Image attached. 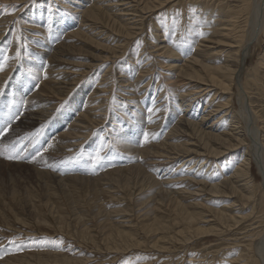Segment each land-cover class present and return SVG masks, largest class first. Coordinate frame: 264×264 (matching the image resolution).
Masks as SVG:
<instances>
[{
    "label": "rangeland",
    "instance_id": "obj_1",
    "mask_svg": "<svg viewBox=\"0 0 264 264\" xmlns=\"http://www.w3.org/2000/svg\"><path fill=\"white\" fill-rule=\"evenodd\" d=\"M158 1L155 6L160 12L146 13L147 2L143 0H0V31H5L0 40V264H249L244 259L251 240L246 234L248 228H257V223L254 226L251 222L243 223L224 235L189 242L185 238L173 239L178 235L176 232L182 231L180 226L165 235L146 232L145 225L155 217L163 216L170 221L176 215L172 209L174 202L195 204L196 198L184 193L187 186L200 190V185H213V177L225 179L232 174L221 172L220 168L216 172L219 159L205 150L187 120L199 123L203 115H208L204 128L211 127L215 134H227L234 111L240 110L238 96L234 95L236 89L221 96L218 89L210 86L180 83L175 77L177 73L174 74L176 69L169 71L165 66L172 61L160 57L163 47L171 48L174 44L172 53L179 58L175 59L176 64L188 65L185 61L195 54L198 45L202 46L199 39L191 43L190 35L196 30L202 37L205 32H213L211 27H216L219 15L223 17L225 13L219 12L225 11L224 3ZM227 2V8L231 9L241 4L239 0H230L231 5ZM97 3L105 14L108 12L110 21L108 18L94 23L84 19L83 11ZM173 5L179 10L178 16ZM199 15L206 16L201 19ZM166 21L174 23L167 32ZM127 24L137 26L136 35L127 37L117 32L118 26ZM79 29L81 34L74 36ZM102 44L110 50L103 49ZM227 44L206 43L213 50H202L197 58L203 62L217 58L215 63L221 64L228 52L238 49L231 46V51ZM252 52L245 74L248 76L250 69L258 68V78L264 86V68L258 67L264 55V34ZM233 62L236 63L235 57L232 61L235 65ZM248 87L250 106L261 119L258 128L264 144V90L251 82ZM228 97L232 98V104L225 110L221 107ZM13 120L15 124L27 120L35 123L11 126ZM176 126H184L187 133L170 134ZM133 130L135 133H129ZM124 142L131 146L126 147ZM176 144L190 147V154L186 156L184 149L177 151L171 147ZM247 146L239 157L248 154ZM212 147L221 148L215 143ZM97 154L103 157L99 162ZM253 169L255 183L260 186L263 180L256 165ZM152 180L155 183L148 185ZM211 199L219 204L224 201V205L229 202L225 198ZM208 223L205 225L211 227L214 222ZM119 231L129 232L131 242L137 245L122 242ZM238 255L244 258L239 259Z\"/></svg>",
    "mask_w": 264,
    "mask_h": 264
},
{
    "label": "bare ground",
    "instance_id": "obj_2",
    "mask_svg": "<svg viewBox=\"0 0 264 264\" xmlns=\"http://www.w3.org/2000/svg\"><path fill=\"white\" fill-rule=\"evenodd\" d=\"M14 1H20V0H14ZM112 1V0H111ZM142 1V0H141ZM144 2H147V4H145V8L144 10H148L146 13H148L149 11H152L154 13V11H159L160 9H158L155 5H157V2H155L154 0H143ZM156 3H154V2ZM158 1V0H157ZM160 1V0H159ZM158 1V3H160ZM164 1V0H162ZM175 1V0H174ZM180 2V0H178ZM186 2L188 0H185ZM185 1L183 0V4L185 3ZM190 1V0H189ZM198 1V0H197ZM208 1V0H206ZM212 1V0H210ZM210 1L208 3H210ZM221 2L224 3L225 7L226 6V2L230 1V0H219ZM232 1V0H231ZM235 1V0H234ZM238 1V0H237ZM98 2V1H97ZM104 2V1H103ZM115 2V1H114ZM172 2V1H170ZM182 2V1H181ZM199 2V1H198ZM204 2V1H202ZM217 2V0L215 1ZM214 2V3H215ZM220 2V3H221ZM227 2V4H228ZM105 3V2H104ZM109 3V2H108ZM137 3V2H136ZM140 3V2H138ZM165 3V1L163 2ZM168 3V1H167ZM166 3V4H167ZM174 3V2H172ZM191 3V2H190ZM201 3V1L199 2ZM205 3V2H204ZM222 3V4H223ZM231 5L232 3L229 2ZM239 3H241L240 5L234 4L233 6L236 7V9L231 7L229 8H225V11H219L220 13H224L223 17L221 16V14L219 15V17L221 19L220 22H218L216 25V27H211V29L213 28V32H205V36L202 37V35L196 31H194V33L192 35H190L189 40H191V43H195L192 40L194 39H199V43L202 44L197 46V51H195V54L193 56H191L188 60H186L185 62H187L188 65H180L176 64L177 61L175 59L178 58V55L174 52L173 46H171V48L169 46H165L163 47L162 51L164 53H162L160 55L161 56H165L167 58H169L172 62L168 65H165L167 67V70L172 71V69H176L174 74L177 73L175 75L176 78H178V81L180 83L185 84V81L187 84H191V85H200V86H210L211 88H216L218 89L217 93H221L220 95H228L230 92H232L234 89H236L235 91V96L237 94L238 96V105L240 107V110L238 113H235L234 111V116L231 119V131L229 133H222V134H215V132H213L212 129L207 128L206 126L204 128V122L208 120V115H203L202 116V120H200V122L198 123H194L193 121H188L185 117V119L187 120L188 124L190 127H192L193 129V135L198 138V140L200 141L201 144H203V146L205 147V150H209L211 152V155L215 156L216 158H218L219 160H217L218 164L217 166H215V170L216 172H226V171H231L232 174L230 175V177H227L225 179H223L222 177H216L215 179L212 178V183L213 185H200V190H194L192 189L190 186L186 187L185 190V194L187 195H191L193 197H195L196 199H194L195 204H188L187 202H185V205L180 204L179 202H177L175 204H173V212L176 213V215H173L172 218H170V221H167L165 217L160 216V217H155L154 219H152L151 223L145 225L146 227V232L147 233H151L156 234V233H163L165 234H170L171 231H173L174 227L176 226H180L182 227V231L180 232H176V234H178L177 236L175 235L174 238L176 239H184L185 241L189 242L190 240H195L196 238H204L206 236H214V235H224L225 233H227L228 231L231 232L232 228L236 227V226H240L241 224H247L249 222L252 223L251 225L254 226L253 224L257 223L258 227L255 229H251L248 228L246 225V227L249 229L247 231V236L251 239L249 241L248 247L247 245L244 247L247 250L250 249L249 254H245V258L244 255H238V258H247V262L250 263H255V264H264V144L262 143V137H261V131L258 128V122L259 120L261 121L260 117L258 116L257 112H255L254 108H252L250 106V101L248 97V85L251 83H253V85L259 89H263L264 90V86L262 85L260 79L258 78L260 72L254 68L253 71L252 69H250L251 71L248 72L250 75H246L245 73L246 71V64L248 62L249 59V55L252 52V49L257 45L260 44L261 40H262V35L264 34V0H239ZM94 4V2H93ZM103 4V3H102ZM110 4V3H109ZM193 4V3H192ZM196 4V3H195ZM221 4V5H222ZM92 5V4H91ZM111 5V4H110ZM114 5V4H113ZM112 5V6H113ZM130 5V4H129ZM176 5V4H175ZM182 6V4H180ZM203 5H207L206 3ZM202 5V7H203ZM211 4H209L210 6ZM214 5H217V3H215ZM223 5V6H224ZM104 8L107 6L102 5ZM121 6V5H120ZM123 6V3H122ZM161 7V4L159 5ZM164 6V5H163ZM162 6V7H163ZM169 6V5H168ZM167 6V7H168ZM179 6V5H178ZM196 6H198V4H196ZM64 7V6H63ZM111 7V6H110ZM117 7V6H116ZM126 7V6H124ZM166 7V8H167ZM174 7V5H173ZM177 7V5H176ZM174 7V8H176ZM186 7V6H185ZM194 7V6H192ZM200 7V6H199ZM206 7V6H205ZM204 7V8H205ZM221 6L218 4V8H220ZM106 8H109L106 7ZM164 8V7H163ZM174 8L172 9V11H175ZM180 8V7H177ZM176 8V9H177ZM182 8V7H181ZM180 8V10H182ZM191 8V6H190ZM208 8V6H207ZM211 8V7H210ZM216 8V7H215ZM223 9V7H221ZM121 9V8H120ZM119 9V10H120ZM193 9V8H192ZM201 9V8H200ZM209 9V8H208ZM110 10V9H109ZM107 10V11H109ZM112 10V8H111ZM110 10V11H111ZM138 10V9H137ZM164 10V9H163ZM171 10V9H169ZM197 11V9H195ZM212 11V9H210ZM215 10V9H214ZM221 10V9H220ZM168 11V10H167ZM179 10L177 9L176 15L178 16L177 13ZM185 11V9L183 10ZM193 11V10H192ZM195 11V12H196ZM199 11V10H198ZM112 12V11H111ZM136 12V11H135ZM134 12V13H135ZM141 12V11H140ZM160 12V11H159ZM164 12V11H163ZM171 12V11H169ZM181 12V11H180ZM201 12V11H200ZM204 12V9H203ZM205 11V14H208V12ZM216 13L218 11H215ZM218 12V13H219ZM5 13V12H4ZM110 13V12H109ZM116 13V12H115ZM150 13V12H149ZM168 13V12H167ZM172 13V12H171ZM175 13V12H174ZM173 13V14H174ZM210 13V12H209ZM217 13V14H218ZM84 14V19L87 18V20H91L95 22H105L106 19H108L109 17L106 15L108 14V12L103 11V8L100 6V4H95L94 7H90L87 8L85 11H83ZM132 14V13H131ZM152 14V13H151ZM163 14V13H161ZM160 14V15H161ZM165 14V13H164ZM170 15V13H168ZM167 14V15H168ZM171 14V15H173ZM198 14V12H197ZM212 14V12H211ZM217 14H215L214 16L216 17ZM166 15V14H165ZM186 15V14H185ZM83 16V15H82ZM112 16V15H111ZM126 16V15H125ZM136 16V15H135ZM145 16V15H143ZM148 16H150L148 14ZM146 16V18L148 17ZM153 16V15H152ZM151 16V17H152ZM176 16V17H177ZM183 16V15H182ZM189 16V14H188ZM200 16V15H199ZM206 16V15H204ZM204 16L202 18H204ZM132 17V16H131ZM140 17V16H139ZM149 17V19L151 18ZM160 17V16H159ZM171 17V16H170ZM175 17V18H176ZM194 17V16H193ZM211 17V15H210ZM144 18V17H143ZM157 18V17H155ZM167 17H164V19ZM181 18V15H180ZM195 18V17H194ZM201 18V16H200ZM201 18V19H202ZM218 18V17H217ZM158 19V18H157ZM188 19V18H187ZM196 19V18H195ZM115 20V19H114ZM140 20V19H139ZM152 20V19H151ZM149 20V21H151ZM156 20V19H155ZM171 20V19H170ZM182 19H180L181 21ZM185 20V19H184ZM183 20V21H184ZM194 20V19H193ZM207 20V19H205ZM211 20V18H210ZM218 19L216 21H219ZM62 21V20H61ZM110 21V18H109ZM144 21H146V19H144ZM195 21V20H194ZM196 21H199L198 19ZM195 21V22H196ZM213 21V19H212ZM211 21V22H212ZM108 22V21H107ZM142 23V20L140 21ZM148 22V21H147ZM28 23V22H27ZM62 22H60L61 24ZM110 23V22H109ZM129 23H130V19H129ZM135 23V22H134ZM150 23V22H148ZM156 23V22H155ZM173 22L172 21H166L164 24V29L167 32V29L169 27V25H171ZM181 23V22H180ZM194 23V22H193ZM200 23V22H198ZM197 23V24H198ZM210 23V22H209ZM100 24V23H99ZM140 24V23H139ZM144 24V22H143ZM153 24V23H151ZM161 24V23H159ZM174 24V23H173ZM179 24V23H177ZM185 24V23H184ZM196 24V23H195ZM196 24V25H197ZM214 24V23H213ZM65 25V24H64ZM96 25V24H93ZM138 25V24H137ZM142 25V24H141ZM140 25V27H141ZM180 25V24H179ZM182 25V23H181ZM194 25V24H193ZM195 25V26H196ZM199 25V24H198ZM112 26H116V23L113 24ZM131 26V25H130ZM128 24L127 25H123V26H118V30L117 32L123 36H132L133 34L136 35L134 32L137 29H134V27L137 26H133L130 27ZM144 26V25H142ZM184 26V25H182ZM194 26V27H195ZM93 27V26H92ZM90 26V28H92ZM96 27V26H95ZM139 27V26H138ZM139 27V28H140ZM145 27V26H144ZM144 27H141L144 28ZM152 26H150L151 28ZM154 27V26H153ZM158 27V26H157ZM156 27V28H157ZM200 27H202L200 25ZM4 28V27H3ZM61 28H64L63 24H61ZM101 28V27H100ZM138 28V29H139ZM149 28V29H150ZM162 28V27H161ZM171 28V26L169 27V29ZM183 28V27H181ZM203 28V27H202ZM218 28H221L220 30H218ZM145 31L146 27L144 28ZM154 29V28H153ZM199 29V28H198ZM205 29V28H204ZM203 29V30H204ZM91 30V29H90ZM103 30V29H101ZM164 30V31H165ZM181 29L178 28V33L180 34ZM187 30V28H186ZM208 30V29H207ZM95 31V30H94ZM168 31H172V30H168ZM189 31V29H188ZM5 31H0V40L3 37ZM82 32L81 29H79L78 32L74 33V36L76 35H80ZM107 32V31H106ZM138 32V31H137ZM143 32V29H142ZM142 32H139V34ZM161 32L163 33V31L161 30ZM15 30H14V34H15ZM183 31H182V35H183ZM188 33V32H187ZM191 33V32H190ZM210 33V34H209ZM100 34V33H99ZM138 34V35H139ZM140 34V35H141ZM149 34V33H148ZM165 34V32H164ZM169 34V33H168ZM167 34V35H168ZM96 35V34H95ZM103 35V34H101ZM110 35V34H109ZM139 35V36H140ZM171 35V34H170ZM188 35V34H187ZM94 36V35H93ZM107 35H105L106 37ZM142 36V35H141ZM165 36V35H164ZM169 36V35H168ZM175 36V35H174ZM173 36V37H174ZM179 36V35H178ZM186 36V35H185ZM183 36V39L184 37ZM217 36L216 41L215 37ZM8 37V36H7ZM15 37L13 35L12 37V41L15 40ZM96 37V36H95ZM5 38V37H4ZM120 38V37H119ZM118 38V39H119ZM130 38V37H129ZM180 36H179V40H180ZM188 38V36H187ZM128 39V38H127ZM141 39V38H140ZM144 39V37H143ZM165 39V37H164ZM167 39V38H166ZM175 39V38H174ZM10 40V39H8ZM105 40V39H103ZM111 40V38H110ZM129 40V39H128ZM131 40V39H130ZM129 40V41H130ZM142 40V39H141ZM145 40V39H144ZM142 40V41H144ZM170 40V39H169ZM173 40V39H172ZM177 40V37H176ZM186 40V39H185ZM187 39V41H189ZM228 40V41H227ZM229 40L231 43H229ZM109 41V40H106ZM183 41V40H182ZM181 41V42H182ZM186 41V42H187ZM98 42V41H97ZM139 42V41H138ZM172 42V41H171ZM174 42V40H173ZM176 42V41H175ZM178 42V41H177ZM176 42V43H177ZM101 43V42H99ZM166 43V42H165ZM175 43V44H176ZM191 43L188 44L191 45ZM206 43H212L215 44L217 46H219L220 44L226 45V43H228L227 45L230 46V50L232 49L231 46H235L233 48H238L235 50V52H228L227 56H226V60L223 61L221 64H218L216 60H219L216 58V60L208 62L207 59L205 62L199 60L197 58L198 56V52H201L202 50H213V48L210 47V45H206ZM110 44V43H109ZM119 44V43H118ZM123 44H126L123 43ZM187 44V43H186ZM103 45V44H102ZM161 45V44H160ZM166 45V44H165ZM172 45V44H171ZM196 45V44H194ZM99 46V45H98ZM104 46V47H103ZM102 48L105 50H110V48H107V46L103 45ZM116 46V45H115ZM121 46H123L121 44ZM120 46V47H121ZM185 47V45H183ZM261 46V45H260ZM109 47V46H108ZM125 46H123L124 48ZM15 48V47H14ZM204 48V49H202ZM16 49V48H15ZM56 49V48H55ZM115 49L114 48H111ZM117 49V48H116ZM126 49V48H125ZM124 49V50H125ZM157 49V48H156ZM193 49V48H191ZM177 50V49H176ZM175 50V51H176ZM189 50V49H188ZM195 50V49H193ZM114 51V50H113ZM117 51V50H116ZM179 51V50H178ZM229 51V50H228ZM232 51V50H231ZM234 51V50H233ZM180 52V51H179ZM221 52V51H220ZM12 53V52H11ZM44 53V52H43ZM116 53V52H115ZM178 53V52H177ZM237 53V55H236ZM253 53V52H252ZM104 54V53H103ZM125 54V53H124ZM221 54V53H220ZM50 55V54H49ZM139 55V54H138ZM192 55V54H191ZM219 55V54H218ZM180 57V56H179ZM211 57V56H210ZM235 57V65L232 64V61ZM98 58V57H97ZM188 58V57H187ZM224 58V57H223ZM100 59V58H98ZM140 59V56H139ZM179 59V58H178ZM210 59V58H208ZM212 59V57H211ZM210 59V60H211ZM143 61L145 59H142ZM222 60V59H221ZM260 60V64H259V69L260 68H264V55L261 57ZM100 61V60H99ZM117 61V60H116ZM145 62V61H144ZM165 63V62H164ZM53 65V64H52ZM91 65V64H90ZM93 67V66H92ZM88 68V67H87ZM113 68V67H112ZM2 69V68H1ZM111 69V68H110ZM3 70V69H2ZM87 72V71H86ZM146 72V71H144ZM105 74V73H104ZM106 75V74H105ZM140 75V74H139ZM142 75V74H141ZM244 76L246 77V82L244 81ZM102 77V76H101ZM128 77V76H127ZM5 78V77H4ZM142 78V76H141ZM249 78V79H248ZM101 79V78H100ZM107 79V78H106ZM138 79V78H137ZM103 80V79H102ZM177 80V79H176ZM250 80V82H249ZM104 81V80H103ZM137 81V80H136ZM141 81V80H139ZM4 83V82H3ZM103 83V82H102ZM179 83V84H180ZM178 84V85H179ZM15 85V84H14ZM173 85V84H171ZM176 85V86H178ZM182 85V84H181ZM173 86V87H176ZM180 86V85H179ZM183 87V86H182ZM190 87V86H189ZM254 87V88H255ZM199 88V87H198ZM197 88V89H198ZM170 89V86L169 88ZM178 89V88H177ZM182 89V88H181ZM166 90V89H165ZM183 90V89H182ZM192 90V89H191ZM195 90V89H194ZM254 90V89H252ZM262 90V91H263ZM103 91V90H102ZM186 91V90H185ZM257 91V90H256ZM15 92H17L15 90ZM191 92V91H190ZM215 92V91H214ZM253 92V91H252ZM261 93V92H260ZM93 94V93H92ZM107 94V93H106ZM196 93H194L193 95H195ZM200 94V93H199ZM198 94V95H199ZM251 94V93H250ZM249 94V95H250ZM262 94V93H261ZM264 94V93H263ZM177 95V94H176ZM181 95V94H180ZM183 95V94H182ZM79 96H82V94H79ZM166 96V95H165ZM264 96V95H263ZM187 97V96H186ZM200 97V96H199ZM219 97V96H218ZM19 98V97H18ZM196 98V97H195ZM213 99V98H212ZM252 99V98H251ZM38 100V99H37ZM190 100V99H189ZM208 100V99H207ZM211 100V99H210ZM28 102V101H27ZM39 102V101H38ZM214 102V101H213ZM225 102V101H224ZM31 103V102H30ZM45 103V102H44ZM208 103V102H207ZM32 104V103H31ZM214 104V103H213ZM232 104V98L228 97V99L226 100L225 104L221 107V108H225L229 109V107H231L230 105ZM45 105V104H44ZM28 106V105H27ZM42 106V105H41ZM48 106V105H47ZM257 106V105H256ZM49 107V106H48ZM191 107V106H190ZM195 107V106H194ZM199 107V106H198ZM205 107V106H204ZM210 107V106H209ZM217 108H220V106H216ZM258 107V106H257ZM50 108V107H49ZM192 108V107H191ZM32 109V108H31ZM188 109V108H187ZM186 109V110H187ZM257 109V108H256ZM166 110V109H165ZM192 110V109H191ZM190 110V111H191ZM219 110V111H220ZM30 111V110H29ZM189 111V110H188ZM185 111V112H188ZM197 111V110H196ZM212 111V110H211ZM31 112V111H30ZM50 112V111H49ZM208 112V111H207ZM237 112V111H236ZM29 113V112H28ZM218 113V112H215ZM214 113V114H215ZM24 114V113H23ZM35 114V113H34ZM96 114V113H95ZM99 114V113H98ZM96 114V115H98ZM188 114V113H187ZM192 114V113H191ZM204 114V113H203ZM233 114V113H232ZM231 114V115H232ZM30 115V114H28ZM220 115V113L218 114ZM186 116V114H185ZM212 117V116H211ZM264 117V116H263ZM262 117L263 121L264 118ZM24 118V117H23ZM28 118V117H27ZM17 119V118H16ZM15 119V120H16ZM29 119V118H28ZM182 119V118H180ZM228 119V118H227ZM15 120H13V123L10 124L11 126L13 125H26L28 124L33 125L35 122L34 120H31L30 122L27 121H23L20 123L15 124ZM104 120V118H103ZM106 120V118H105ZM190 120V119H189ZM220 120V119H219ZM209 121V120H208ZM215 122V121H214ZM76 123V121H75ZM204 124V125H203ZM229 124V123H228ZM230 125V124H229ZM178 126V125H177ZM175 127L173 128L169 133L170 134H183V133H187V128H185L184 126L182 127ZM33 128V127H32ZM148 128V127H147ZM262 129V128H261ZM170 130V129H169ZM224 132V131H223ZM129 133H135V131H130ZM127 135H125V137L128 136V133L126 132ZM147 136V135H146ZM154 136V135H153ZM125 137H121L125 138ZM101 139V138H100ZM103 139V138H102ZM126 139V138H125ZM134 139V138H133ZM123 140V139H122ZM126 141V140H125ZM196 142V141H195ZM215 143V145H218L221 148H214L212 147V145ZM218 143V144H216ZM124 145L126 147L131 146V144L129 142H124ZM150 143L147 145L149 146ZM245 145L247 146L248 149V154L241 156L240 152L242 153L243 148L245 147ZM153 146V145H152ZM160 146H164L162 143ZM185 145L182 146H177L176 145H172L171 147L177 151H179L180 149H184L186 152V156L189 152H191L190 147L189 148H185ZM214 148V149H212ZM224 148V151H221V149ZM150 149V148H148ZM246 149V148H245ZM138 150V149H137ZM144 151V149H143ZM150 151V150H148ZM181 151V150H180ZM172 152V151H171ZM137 153V152H136ZM180 153V152H179ZM178 153V154H179ZM190 154V153H189ZM230 157H228V155H230ZM170 155V154H169ZM197 155V154H196ZM205 155V154H204ZM225 158H224V157ZM239 157V158H238ZM145 158V157H144ZM214 158V157H212ZM121 159V158H120ZM195 159V158H194ZM193 159V160H194ZM142 162V161H141ZM253 162L255 163L259 174L261 176L262 181V185L257 186L256 179L254 180V176H253V168L255 167V165L253 164ZM185 164V163H184ZM237 165V166H236ZM254 165V166H253ZM190 166V165H189ZM233 166V167H232ZM236 166V167H235ZM139 167V166H138ZM253 167V168H252ZM141 168V167H140ZM139 168V170H140ZM191 168V167H190ZM219 168L222 169L219 171ZM234 169V171H232ZM138 170V168H137ZM138 170V171H139ZM129 171V170H128ZM134 171V170H133ZM41 173V172H40ZM43 174V173H41ZM80 175V174H79ZM78 175V176H79ZM84 175V174H83ZM88 175V174H87ZM140 175V174H139ZM193 175V174H192ZM45 176V175H44ZM101 176V175H100ZM99 176V177H100ZM186 176V175H185ZM196 176V175H195ZM97 177V178H99ZM139 177V176H138ZM149 177V176H148ZM44 178V177H43ZM48 178V176H47ZM86 178V177H85ZM134 178V177H133ZM145 178V176H144ZM147 178V176H146ZM185 178V177H184ZM74 179V178H73ZM78 179V178H77ZM135 179V178H134ZM137 179V178H136ZM194 179V178H193ZM197 179V178H196ZM63 180V179H62ZM83 180V179H82ZM87 180V179H86ZM90 180V179H89ZM142 180V178H141ZM145 180V179H144ZM149 180V178H148ZM154 180V179H153ZM153 180L147 181L150 182L148 183L151 184L153 182ZM171 180V179H170ZM179 180V179H178ZM116 181V180H115ZM136 181V180H135ZM134 181V182H135ZM207 181V180H206ZM124 182V181H123ZM128 182V181H127ZM141 182V181H140ZM147 182L145 185H147ZM201 182V181H200ZM143 183V182H142ZM155 183V182H153ZM258 183V182H257ZM261 184V183H259ZM119 185V184H118ZM129 185V184H128ZM138 185V184H137ZM127 186V185H126ZM136 186V185H135ZM146 187V186H145ZM180 188V187H179ZM161 193V191H160ZM159 193V194H160ZM163 194V193H162ZM166 194V193H165ZM184 194V195H185ZM185 195V196H187ZM168 196V195H167ZM237 198H234V197ZM190 197V196H189ZM191 198V197H190ZM211 198H225L228 199L227 205H224V201L222 204H219L217 202H215L214 200H212ZM234 198V199H233ZM170 199V198H169ZM168 199V200H169ZM233 199V200H231ZM218 200V199H217ZM210 201H212L210 203ZM173 202V201H172ZM222 202V201H221ZM226 203V202H225ZM171 206V203H170ZM216 207V208H213ZM248 210L250 211L249 214L247 216H244L246 214V212H248ZM155 216V215H154ZM253 217V219L251 220V218ZM209 219V221H207ZM212 221H211V220ZM149 222V221H148ZM208 222H214L212 224L211 227H207L205 224ZM209 224V223H208ZM244 226V227H245ZM250 226V227H252ZM243 227V228H244ZM242 228V229H243ZM253 228V227H252ZM231 229V230H229ZM175 230V229H174ZM181 230V229H180ZM247 230V229H246ZM174 232V231H173ZM118 236L121 237L122 242H126L127 245L129 243H134L131 242L130 239V235L129 232L122 233L121 231L117 232ZM172 233V232H171ZM128 234V235H127ZM163 235V236H164ZM244 235V234H243ZM108 236V235H107ZM167 236V235H166ZM170 236V235H169ZM223 237V236H222ZM247 237V238H248ZM118 238V237H117ZM211 238V237H210ZM214 238V237H213ZM246 238V237H245ZM248 238V240H249ZM88 241V240H87ZM86 241V242H87ZM247 241V239H246ZM129 242V243H128ZM196 242V241H195ZM201 242H203L201 240ZM170 243V242H169ZM193 243V242H191ZM135 244V243H134ZM133 244V245H134ZM125 244V246H127ZM137 245V243L135 244ZM170 245V244H169ZM189 245V244H188ZM192 245V244H191ZM201 245V244H200ZM117 246V245H116ZM129 246V245H128ZM191 247V246H190ZM163 248V247H162ZM189 248V247H188ZM109 249V248H108ZM115 250V249H114ZM245 250V251H247ZM155 251V250H154ZM242 251V250H241ZM244 252V251H242ZM248 253V252H247ZM249 256V257H246ZM201 259V257H200ZM241 262V261H240Z\"/></svg>",
    "mask_w": 264,
    "mask_h": 264
},
{
    "label": "snow or ice",
    "instance_id": "obj_3",
    "mask_svg": "<svg viewBox=\"0 0 264 264\" xmlns=\"http://www.w3.org/2000/svg\"><path fill=\"white\" fill-rule=\"evenodd\" d=\"M9 158H11V157H9ZM96 159H97V161L99 162L100 160H102V159H103V157H101L99 154H97V157H96Z\"/></svg>",
    "mask_w": 264,
    "mask_h": 264
}]
</instances>
